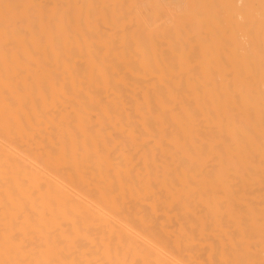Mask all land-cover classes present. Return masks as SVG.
Returning <instances> with one entry per match:
<instances>
[{
    "label": "bare ground",
    "instance_id": "6f19581e",
    "mask_svg": "<svg viewBox=\"0 0 264 264\" xmlns=\"http://www.w3.org/2000/svg\"><path fill=\"white\" fill-rule=\"evenodd\" d=\"M82 5L140 61L82 71L78 0H0V264H264V0Z\"/></svg>",
    "mask_w": 264,
    "mask_h": 264
},
{
    "label": "rangeland",
    "instance_id": "374dc122",
    "mask_svg": "<svg viewBox=\"0 0 264 264\" xmlns=\"http://www.w3.org/2000/svg\"><path fill=\"white\" fill-rule=\"evenodd\" d=\"M114 0H108L109 3H112ZM141 3V8H146L147 0H137ZM99 2V1H98ZM83 0H78V21H77V30H78V61L79 67L82 71H97L101 68L106 70H128L123 67L124 63L129 61H140L139 57L135 55H128L125 51L118 46V42L122 38V35L129 33V30L125 29V26H122V21H116V23L108 26L110 28L109 34H115L113 39L116 42V45H109L110 43H101L100 47H93L92 41L94 40L91 36V31H94L98 28H102V19L94 20V18H89L87 21L84 20L83 16ZM172 11L173 9L170 8ZM108 12L104 13V16H108ZM108 18V17H107ZM87 22V23H86ZM90 29V33L88 32ZM149 38H152L156 41L157 35L155 31H147ZM87 38L89 45L85 47L84 39ZM97 41V40H95ZM200 63L203 65H218L225 62V56H216V55H205L202 54L196 57ZM218 68H214L216 70ZM202 70H205L202 68Z\"/></svg>",
    "mask_w": 264,
    "mask_h": 264
}]
</instances>
